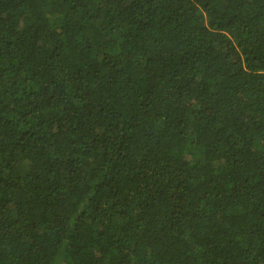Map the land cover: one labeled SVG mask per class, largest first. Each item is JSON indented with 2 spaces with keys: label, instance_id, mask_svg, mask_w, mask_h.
I'll list each match as a JSON object with an SVG mask.
<instances>
[{
  "label": "trees",
  "instance_id": "16d2710c",
  "mask_svg": "<svg viewBox=\"0 0 264 264\" xmlns=\"http://www.w3.org/2000/svg\"><path fill=\"white\" fill-rule=\"evenodd\" d=\"M0 264H264V0H0Z\"/></svg>",
  "mask_w": 264,
  "mask_h": 264
}]
</instances>
